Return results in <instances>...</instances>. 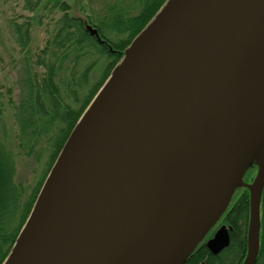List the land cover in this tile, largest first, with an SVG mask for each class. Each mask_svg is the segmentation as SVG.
I'll return each mask as SVG.
<instances>
[{
	"label": "water",
	"instance_id": "obj_1",
	"mask_svg": "<svg viewBox=\"0 0 264 264\" xmlns=\"http://www.w3.org/2000/svg\"><path fill=\"white\" fill-rule=\"evenodd\" d=\"M248 119L264 129V0H167L78 119L2 264H148L191 172L212 158L220 175L159 264H184L239 188L242 264H254L264 140ZM228 243L218 231L206 247L217 255Z\"/></svg>",
	"mask_w": 264,
	"mask_h": 264
},
{
	"label": "trees",
	"instance_id": "obj_2",
	"mask_svg": "<svg viewBox=\"0 0 264 264\" xmlns=\"http://www.w3.org/2000/svg\"><path fill=\"white\" fill-rule=\"evenodd\" d=\"M165 1L132 0L133 13L122 8L110 9L109 16L103 21L98 18L94 21L90 17H71L65 13L56 22L52 39L37 56H30V20L23 23L9 21L16 45L21 52H25L23 68L18 77L19 98L13 106L18 127L16 140L18 147L27 154L32 153L40 140L48 143L52 141V152L44 176L52 167L77 120L123 56V51ZM58 2L56 0L55 4ZM42 3L43 0H24L25 9L28 11L37 9ZM59 5L62 11L69 8L66 3L59 2ZM93 30L96 36L91 34ZM84 57L88 63L83 73L80 72L75 78L71 75L70 80L64 83L61 75L67 70L65 65L71 64L72 67L80 68ZM98 67H101L100 77L92 87H88L89 74ZM60 86L67 97L73 99L76 108L64 99ZM80 95L83 96L82 99ZM2 120L3 103L0 93V264L9 254L45 179L43 176L27 197L22 186L14 183V154L1 138ZM243 196L245 198L237 202L228 217L233 221V240H237V221L244 219L247 214V193ZM241 238H244V233ZM243 243L241 248L238 246L239 250ZM237 245L238 242L232 245L228 257H232ZM203 261L204 264H217V257L204 248L197 247L184 264H200Z\"/></svg>",
	"mask_w": 264,
	"mask_h": 264
},
{
	"label": "rangeland",
	"instance_id": "obj_3",
	"mask_svg": "<svg viewBox=\"0 0 264 264\" xmlns=\"http://www.w3.org/2000/svg\"><path fill=\"white\" fill-rule=\"evenodd\" d=\"M55 1L56 0H43L40 7L33 11H28L25 9L24 0H0V93L2 94L3 103V131L1 132V138L14 154L15 175L13 180L15 184L22 186L26 193V197L38 186V183L44 176L52 152V141L50 140L48 143V141L40 140L30 154H27L18 147V141L16 140L18 127L15 123L13 106L17 103L19 98L20 88L18 77L19 72L23 68L24 62L22 59L25 52H21L16 45L15 37L9 28V21L23 23L26 20H30V56H37L47 42L52 39L53 29L56 27V22L59 21L65 13L71 17H90L94 21L95 18H98L101 21L105 20L110 14V9L116 10L122 8L129 13H133L132 0H58L60 3H66L68 5L69 8L66 11H62L59 2L58 4H55ZM87 63L88 60L84 57L80 64V68L72 67L71 64H66L65 67L67 70L61 75V80L65 83L70 80L71 75L75 78L80 72L83 73L84 67ZM101 67L94 68L89 74L87 83L88 87H92L96 80L99 79L98 77H100L99 75L101 74ZM38 71H40V68ZM60 87L63 91L64 99L67 102H71L73 107L76 108L77 106L74 104L73 99L71 97L68 98L64 93L65 91L63 87ZM82 95H80L81 99L83 98ZM8 97L10 101L8 100ZM251 169L252 170L246 174V179H252L250 177L252 173L253 175H256V167L253 166ZM46 174L45 176H47ZM45 176L44 178H46ZM43 182L44 181H42L40 186H42ZM242 192V190H238L233 195V198Z\"/></svg>",
	"mask_w": 264,
	"mask_h": 264
},
{
	"label": "bare ground",
	"instance_id": "obj_4",
	"mask_svg": "<svg viewBox=\"0 0 264 264\" xmlns=\"http://www.w3.org/2000/svg\"><path fill=\"white\" fill-rule=\"evenodd\" d=\"M260 122L261 121L258 119L246 120V124L249 126L251 131L264 140V129L261 128ZM258 129H261L262 132H259ZM198 171H203L204 173L202 172L199 174ZM190 175L195 179L190 181V188L187 189L185 193L183 186L182 194L179 197L180 208L179 212L176 214L177 221L176 223L174 222L173 229H170L166 217L164 218L162 226L164 234L161 238L159 237L160 235H158V238L155 237L148 247L156 249L154 250V258L150 262L148 261V264H159L158 260L160 256L163 257V260L166 259L167 254L173 247V238L171 237L172 231L177 229L179 226H181V228L188 227L191 221L195 219L196 215L201 211L204 202L207 200L211 192L213 182L215 183L220 175V172L216 168L214 158H212L209 162H204L201 166H196L195 170L192 171ZM173 219H171V222Z\"/></svg>",
	"mask_w": 264,
	"mask_h": 264
},
{
	"label": "flooded vegetation",
	"instance_id": "obj_5",
	"mask_svg": "<svg viewBox=\"0 0 264 264\" xmlns=\"http://www.w3.org/2000/svg\"><path fill=\"white\" fill-rule=\"evenodd\" d=\"M251 170H249L248 172H250ZM246 174L243 177V182L246 184L252 183L255 174L253 175L252 173L250 175L252 179H246ZM238 190L239 191L242 190L243 192L235 196L234 198H232L233 200H231V202L229 203L226 211L222 214V216L218 219V221L214 224V226L209 230V232L206 234V236L197 246V247L204 248L207 252L210 253V251L206 247V242L213 239V237L218 231H225L226 234L228 235L229 243H228V246L224 248L222 251H220L217 255H213L217 257V264H242L246 257L247 232H248V226H249V202H247V214H245L244 219L240 218V221H237V224H236L239 226V229L236 228L238 230L237 240L232 239V235L234 232L233 221L229 220L228 218L231 210L235 207L237 202H239L242 198H245L243 194L248 193V191L245 188H240ZM258 218H259V231H258L259 240H258L257 256H256L254 264H264V187L262 189L261 196H260ZM243 233H244V238H243L244 243H243V239L241 238ZM237 242H238V245H237L236 251L233 252L232 257H228L229 249L232 247L234 243L237 244ZM242 243H243V247L242 249L239 250L238 246H240L241 248ZM220 259H223V261L221 262ZM229 259H233L232 262L228 261Z\"/></svg>",
	"mask_w": 264,
	"mask_h": 264
}]
</instances>
